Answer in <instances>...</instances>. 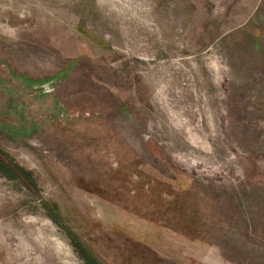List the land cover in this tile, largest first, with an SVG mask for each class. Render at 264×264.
I'll return each mask as SVG.
<instances>
[{"label":"rangeland","instance_id":"374dc122","mask_svg":"<svg viewBox=\"0 0 264 264\" xmlns=\"http://www.w3.org/2000/svg\"><path fill=\"white\" fill-rule=\"evenodd\" d=\"M0 264H264V0H0Z\"/></svg>","mask_w":264,"mask_h":264},{"label":"trees","instance_id":"16d2710c","mask_svg":"<svg viewBox=\"0 0 264 264\" xmlns=\"http://www.w3.org/2000/svg\"><path fill=\"white\" fill-rule=\"evenodd\" d=\"M55 218H57V220H58V217L55 216ZM70 234H72V233L70 232ZM73 237L76 238L75 236H73ZM77 244H81V243L80 242L79 243L77 242ZM81 250H83L90 257V253L87 250H84L82 247H81Z\"/></svg>","mask_w":264,"mask_h":264}]
</instances>
